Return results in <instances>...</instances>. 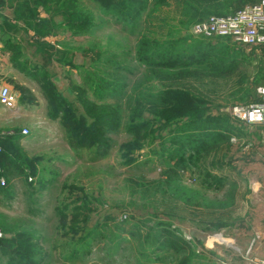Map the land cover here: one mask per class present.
Returning <instances> with one entry per match:
<instances>
[{
    "label": "trees",
    "instance_id": "trees-1",
    "mask_svg": "<svg viewBox=\"0 0 264 264\" xmlns=\"http://www.w3.org/2000/svg\"><path fill=\"white\" fill-rule=\"evenodd\" d=\"M204 1H209L206 6L189 4L190 20H195L189 24L191 32L196 22L211 14H234L259 0ZM169 8L171 0H0L2 52L17 71L40 87L50 115L60 119L72 157L89 170L84 173V168H78L58 181L61 170L54 157L29 154L21 143L22 129L2 127L0 176L6 184L0 185V201L14 197L15 181L20 179L30 197L49 187L59 190L52 218L43 210L31 212L55 224L57 242L52 244L64 264H87L83 258L90 246L107 239L108 259L116 258L122 243L139 241L125 246L134 257L118 255L122 263L216 264L213 258L203 260L207 252L219 256L214 250H199L194 239L172 228V221L195 214L194 206L201 204L195 201L200 198L214 213L234 202L238 184L230 181L226 171L235 170L243 157L237 158L233 138L249 143L262 139L264 125L223 111L210 96L209 83L239 73L241 104L260 102L264 44L248 46L228 37L187 33L173 27ZM99 13L115 17L122 30L137 33L133 47L123 49L124 58L107 55L98 42L73 49L56 41L62 34L89 36L96 27L111 23L96 20ZM159 23L169 29L163 32L160 26L159 31ZM78 51L84 54V64L75 62ZM125 61L137 64L138 78L107 77L112 68L121 72ZM59 77L65 80L63 88L57 84ZM8 81L20 92L22 104L37 103L30 87L11 77ZM120 134L130 136L118 146L124 162L135 161L142 148H149L161 163L157 178L148 179L144 173L126 177L133 198L130 204L137 209L124 217L109 210L101 213L109 207L102 192L105 180L89 192L79 177L91 179L98 172L103 179L111 175L105 166H97L109 163L119 144L115 136ZM64 163L70 167L75 162ZM190 177L194 182H189ZM212 193L224 197L210 201L207 196ZM8 218L0 216V264H52L46 234L33 224L12 225ZM212 223L215 231L231 225L221 219Z\"/></svg>",
    "mask_w": 264,
    "mask_h": 264
},
{
    "label": "rangeland",
    "instance_id": "rangeland-1",
    "mask_svg": "<svg viewBox=\"0 0 264 264\" xmlns=\"http://www.w3.org/2000/svg\"><path fill=\"white\" fill-rule=\"evenodd\" d=\"M204 0H171V8L168 12L173 16L171 24L173 27H180L187 33H192L189 24L195 20H190V5L206 6ZM180 5V9L178 7ZM213 15V14H211ZM107 17H110L107 19ZM104 17V14L99 13L96 20H112L111 23H104L102 27H96L95 33L89 36H76L71 37L66 34L56 36V41H60V46L63 43H68L73 49H80L81 47L91 46V42H98V45L106 50L107 55L112 53L118 54L119 58H124L122 53L123 49H131L134 44V40L137 37V33H130L129 30H122L121 26L115 23V17L111 15ZM106 18V19H103ZM188 24V26L186 25ZM162 27L163 32L169 29L164 23H159L156 28ZM154 28V30L156 29ZM159 31L160 28H159ZM158 31V32H159ZM183 31L181 33H183ZM180 33V34H181ZM152 35H155L153 33ZM180 36V35H179ZM109 53V54H108ZM133 56V54H130ZM130 60V59H127ZM75 62L78 64L85 63V57L83 52L78 51L75 56ZM137 64L129 61H125L122 65V71L118 73L115 68H103L110 70L113 78L121 76L122 74L129 77H139V69H135ZM132 68V72L129 70ZM16 70V69H15ZM14 79L28 87H30L36 97L37 103L35 104H22L20 99L16 107L13 109L6 108L0 115V128L19 127L22 130L27 128L29 133L24 134L21 139V143L27 152L31 155H44L45 157L55 158L53 161L55 165H58L61 170V175L58 177V181L64 180L70 174L78 172V168L85 172H89L88 167L85 168L79 161H75L72 157V151L69 149L64 136V131L58 117H53L49 113L47 101L43 96L40 87L31 79L19 71H12ZM103 74V73H102ZM123 76V75H122ZM127 76V77H128ZM128 77V78H129ZM80 81V77L77 76ZM240 74L235 73L229 77H219L214 83H209L210 89L213 90L211 95L214 98V102L219 104L221 109L230 108L235 104H241L243 101L241 97L240 89ZM57 84L60 87H64L65 80L61 77L57 78ZM12 90L20 94L11 84ZM21 95V94H20ZM117 150L111 156L109 163H103L100 166H105L107 170L111 171V175H108L103 179V174L98 172L91 179L85 176H79L81 183L86 186L87 191L91 192L93 189L98 188L99 182H103L102 192L107 199L109 207H106L101 213L112 211L118 215L124 217L130 210L135 211L137 209L136 204H130L133 200L132 193L127 187L128 182L125 181L126 177L130 174L144 173L148 179L157 178L161 173V163L159 157L150 152L149 148H142L135 161L131 163L124 162L119 150V145L130 139L128 135H116ZM234 149L237 158L243 157L241 160H237L238 163L235 170H228L231 180H235L238 184L235 199L233 203H230L225 208L220 209L214 213V210H210V207L205 203L206 199H197L195 202L201 204L196 205L195 214L190 217H174L172 228L177 227L180 230V234L187 239H194L197 243V248L204 251L205 248L214 250L219 256L208 253L203 257L204 261L213 258L216 264H255L254 260L256 256L255 248L261 245L264 241V133L262 139L247 142V139L236 140ZM256 141V142H255ZM63 158L58 159L57 156ZM72 157V158H71ZM71 162L74 165L68 166L64 161ZM110 164V165H109ZM113 166L114 168H112ZM101 179V180H100ZM72 180V179H71ZM57 181V182H58ZM56 182V184H58ZM189 182H194L193 178H189ZM16 193L11 200L0 201V216L6 215L8 223L15 225L23 224L40 228L47 236L46 246L49 247L53 256L51 257L52 264H64L65 261L60 259V251L53 248L55 239V227L52 222L45 220L44 218L35 217L36 214L31 212L43 210L46 215L51 218L54 215V209L56 204V196L59 190L53 191L50 187L42 194H34L30 197V191H26L27 187L25 183L20 180L15 181ZM34 193V191H33ZM97 193V191H95ZM204 194V193H203ZM219 196H218V195ZM208 194L207 198L210 201L223 198L224 194L221 193ZM32 196V195H31ZM38 197V198H37ZM34 198V201L30 199ZM137 212V211H136ZM223 220L231 225L221 228L220 231L213 230L212 222L217 220ZM234 237H233V235ZM123 236L131 239L129 232L123 231ZM109 240L100 243H93L90 246L89 252L85 253L84 260L87 264H127L122 263L123 260L119 258V254H127V256L134 257V253L128 252L125 249L127 245L136 246L139 241H126L121 244L120 252L116 255V258L108 259V243ZM114 258L117 262H114ZM131 262L133 260L131 259ZM159 264L158 261H154Z\"/></svg>",
    "mask_w": 264,
    "mask_h": 264
},
{
    "label": "built area",
    "instance_id": "built-area-1",
    "mask_svg": "<svg viewBox=\"0 0 264 264\" xmlns=\"http://www.w3.org/2000/svg\"><path fill=\"white\" fill-rule=\"evenodd\" d=\"M196 35L206 37H228L244 45L264 44V0L250 3L230 15H210L204 20L196 22L192 27ZM260 102L251 104H235L229 108L233 118L250 124L264 125V86L259 88ZM21 95L14 92L8 85L0 86V104L13 109ZM23 135L29 133L27 128L22 130ZM1 150V148H0ZM6 180L0 176V185ZM2 232L0 231V237ZM255 264H264L263 258H255Z\"/></svg>",
    "mask_w": 264,
    "mask_h": 264
},
{
    "label": "crops",
    "instance_id": "crops-1",
    "mask_svg": "<svg viewBox=\"0 0 264 264\" xmlns=\"http://www.w3.org/2000/svg\"><path fill=\"white\" fill-rule=\"evenodd\" d=\"M1 43H0V86L2 85H8L11 87V83L8 81V78H14L12 77V71H16L15 68L11 65V63L8 61L7 56L2 52L1 50ZM12 88V87H11ZM5 107L0 104V115L4 112ZM255 254L256 258H263L264 257V241L261 243V245L258 244L256 246Z\"/></svg>",
    "mask_w": 264,
    "mask_h": 264
},
{
    "label": "water",
    "instance_id": "water-1",
    "mask_svg": "<svg viewBox=\"0 0 264 264\" xmlns=\"http://www.w3.org/2000/svg\"><path fill=\"white\" fill-rule=\"evenodd\" d=\"M222 110L225 111V112H229V108H225V109H222Z\"/></svg>",
    "mask_w": 264,
    "mask_h": 264
}]
</instances>
